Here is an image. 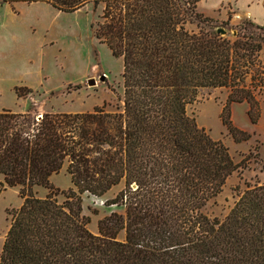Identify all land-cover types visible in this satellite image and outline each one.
Returning a JSON list of instances; mask_svg holds the SVG:
<instances>
[{
  "label": "trees",
  "instance_id": "trees-1",
  "mask_svg": "<svg viewBox=\"0 0 264 264\" xmlns=\"http://www.w3.org/2000/svg\"><path fill=\"white\" fill-rule=\"evenodd\" d=\"M198 1H1L63 13L102 4L94 34L121 60L122 96L114 111L103 105L39 120L0 112V193L18 188L22 200L6 211L0 264H264V184L247 186L223 219L208 217L206 205L237 164L188 112L201 92L225 89L221 121L247 139L232 127L229 106L244 102L251 122L259 117L264 35L243 28L221 36ZM63 167L72 188L59 203L49 178ZM118 184L104 205L123 213L101 219L93 235L80 196L100 197ZM35 186L48 195L35 197Z\"/></svg>",
  "mask_w": 264,
  "mask_h": 264
},
{
  "label": "rangeland",
  "instance_id": "rangeland-1",
  "mask_svg": "<svg viewBox=\"0 0 264 264\" xmlns=\"http://www.w3.org/2000/svg\"><path fill=\"white\" fill-rule=\"evenodd\" d=\"M1 1L0 111L29 112L37 119L44 113H86L103 105L106 110L114 111L121 105V60L113 57L94 34L102 4L94 7L89 2L75 12L63 13L45 3ZM237 4L250 6V16L240 11ZM196 9L229 36L242 33L243 28L264 35L256 28L261 26L252 20L264 25V0H199ZM259 57L264 64V45ZM16 89H22V97H17ZM226 97L225 89L206 90L188 108L198 127L212 140L221 142L237 164L220 193L205 207L206 215L218 220L228 214L237 195L247 186L264 184V94L254 123L247 114L246 103L229 106L231 125L246 134V140H238L221 121ZM49 182L56 192V200L65 201L64 194L72 188L65 167L51 175ZM121 189L122 184H118L100 197L87 193L80 196L81 215L88 219L86 228L93 235H97L101 219L110 213H123L122 207L104 205ZM33 193L37 198H44L48 190L35 186ZM21 203L18 188L1 191L0 251L9 223L6 211L19 208ZM123 237L120 232L117 239L121 241Z\"/></svg>",
  "mask_w": 264,
  "mask_h": 264
},
{
  "label": "crops",
  "instance_id": "crops-1",
  "mask_svg": "<svg viewBox=\"0 0 264 264\" xmlns=\"http://www.w3.org/2000/svg\"><path fill=\"white\" fill-rule=\"evenodd\" d=\"M237 7H238V9L240 10V11H245V12H247L248 13V15L250 14L249 13V10H250V6H247V5H245V6H239L238 4H237ZM250 16V15H249ZM251 18V17H250ZM252 19V18H251ZM257 25H260V26H264V25H262V24H260L259 22H256L255 21V19H252ZM2 110H6V109H2ZM1 110V111H2ZM0 111V112H1ZM19 113H26V112H22V111H20ZM2 177V176H1ZM2 180H3V178H2Z\"/></svg>",
  "mask_w": 264,
  "mask_h": 264
},
{
  "label": "water",
  "instance_id": "water-1",
  "mask_svg": "<svg viewBox=\"0 0 264 264\" xmlns=\"http://www.w3.org/2000/svg\"><path fill=\"white\" fill-rule=\"evenodd\" d=\"M216 32H217L218 34H220L221 36H224V35L226 34L225 30H223V29H221V28H218V29L216 30ZM89 84H93V82L90 81ZM40 118H41V116H38L37 119H40ZM133 187H134V186H133Z\"/></svg>",
  "mask_w": 264,
  "mask_h": 264
}]
</instances>
